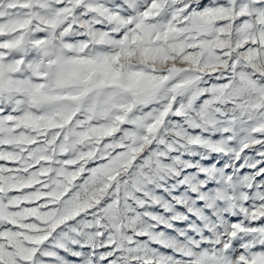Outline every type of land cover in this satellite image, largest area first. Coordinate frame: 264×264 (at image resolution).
Segmentation results:
<instances>
[{"label": "snow or ice", "instance_id": "1", "mask_svg": "<svg viewBox=\"0 0 264 264\" xmlns=\"http://www.w3.org/2000/svg\"><path fill=\"white\" fill-rule=\"evenodd\" d=\"M229 147L241 191L179 181L226 225L165 240L166 161ZM86 262L264 264V0H0V264Z\"/></svg>", "mask_w": 264, "mask_h": 264}, {"label": "rangeland", "instance_id": "2", "mask_svg": "<svg viewBox=\"0 0 264 264\" xmlns=\"http://www.w3.org/2000/svg\"><path fill=\"white\" fill-rule=\"evenodd\" d=\"M237 150L236 147H229L228 154H220L209 153L199 148H185L172 153L166 163L179 172V176H165L163 180L153 185L150 192L158 203L141 209L149 215L158 214L166 222L167 226L162 224L155 231L165 233L164 239L173 242L177 241L178 237L184 241L189 237L196 238L198 234L206 237L216 235L217 228L226 225L222 215L225 209L207 207L204 200L197 199L196 193L186 191L189 183L181 185L179 181L187 178L190 183L194 182L196 178L203 177L202 169H211L217 175L235 174L238 182L236 189L241 191L245 181L241 179L242 172L237 174L240 167L235 157ZM249 159L245 157L243 163L247 165ZM88 243L99 249L101 241L90 239ZM99 250L102 253L106 251Z\"/></svg>", "mask_w": 264, "mask_h": 264}]
</instances>
